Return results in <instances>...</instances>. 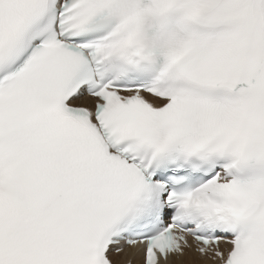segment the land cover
<instances>
[{"label": "snow or ice", "instance_id": "obj_1", "mask_svg": "<svg viewBox=\"0 0 264 264\" xmlns=\"http://www.w3.org/2000/svg\"><path fill=\"white\" fill-rule=\"evenodd\" d=\"M0 264H264V0H0Z\"/></svg>", "mask_w": 264, "mask_h": 264}]
</instances>
